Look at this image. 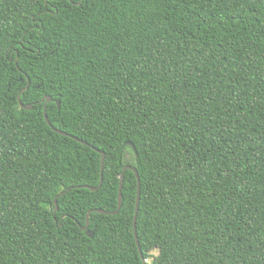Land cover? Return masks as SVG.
Returning <instances> with one entry per match:
<instances>
[{
    "label": "trees",
    "instance_id": "1",
    "mask_svg": "<svg viewBox=\"0 0 264 264\" xmlns=\"http://www.w3.org/2000/svg\"><path fill=\"white\" fill-rule=\"evenodd\" d=\"M125 165L146 264H264V0H0V264H143Z\"/></svg>",
    "mask_w": 264,
    "mask_h": 264
},
{
    "label": "water",
    "instance_id": "2",
    "mask_svg": "<svg viewBox=\"0 0 264 264\" xmlns=\"http://www.w3.org/2000/svg\"><path fill=\"white\" fill-rule=\"evenodd\" d=\"M27 86H28V84H26L25 87H27ZM17 100H18L19 105H20L21 108H24V109H31V108L33 107V105L30 104V103H28V104H23V103L20 101V94H19V93L17 94ZM41 100H44V104H43V116H44V119H45V121L49 124V126H50L54 131H56L57 133L63 134V135L71 136V137H73L74 139H77V140H79V141H81V142L87 144L86 142L82 141L81 139H78L77 137H74V136H72L71 134H68V133L65 132V131H62V130L56 128V127H53V126L50 124V122H49V120H48V118H47V115H46V103L49 102V101H51V96L46 95V96L42 97ZM56 104H57V105L59 104V100H58V99H56ZM129 143L132 145L131 142H129ZM100 153H101V170H102L103 159H104V152H103V151H100ZM125 169H130V170H132V171L134 172V174H135V177H136V198H135V209H134V217H133V232H134V238H135V241H136V244H137L138 252H139V254H140V257L142 258V262H143V264H146V260L144 259L143 254H142V251H141V248H140V246H139L138 238H137V235H136V228H135V218H136V212H137V209H138L139 197H140V179H139V175H138V172H137V170H136L135 167H133V166H131V165H125V166L123 167V170H122V172H121V174H120V179H119L118 201H117V208H116V210H114V211H104V210H101V209H96V211H98V212H104V213H116V212L118 211V209H119L120 206H121V202H122V200H121V185H122V179H123V175H124V171H125ZM100 183H101V180H100V182H99V185L96 186V187H89V186H86V185H85V186H86V187H89L91 190H96V189L100 186ZM69 189H70V187L67 188L66 190H64L63 192H61L60 195H62V194H64L65 192H67ZM53 202H54V205H55V211H56V210H57V201H56V198L54 199ZM88 215H89V212L87 213L86 218H88ZM87 226H88V219H86V223H85V225L82 227V229L85 231V233H86L89 237H92V236H93V230H92V229H87Z\"/></svg>",
    "mask_w": 264,
    "mask_h": 264
},
{
    "label": "rangeland",
    "instance_id": "3",
    "mask_svg": "<svg viewBox=\"0 0 264 264\" xmlns=\"http://www.w3.org/2000/svg\"><path fill=\"white\" fill-rule=\"evenodd\" d=\"M153 253H155V252H153Z\"/></svg>",
    "mask_w": 264,
    "mask_h": 264
}]
</instances>
